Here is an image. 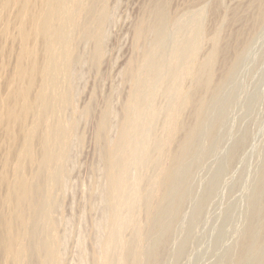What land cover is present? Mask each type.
<instances>
[{
	"label": "rangeland",
	"instance_id": "obj_1",
	"mask_svg": "<svg viewBox=\"0 0 264 264\" xmlns=\"http://www.w3.org/2000/svg\"><path fill=\"white\" fill-rule=\"evenodd\" d=\"M157 4L164 8L166 18L158 25L154 23ZM218 4L220 9L214 15L211 9ZM105 5L108 20L103 32L109 37H105L108 40L102 45L105 47L102 62L97 66L88 63L86 54L92 53L95 44L85 42L76 46L83 55L72 76L76 86L72 93H76L73 95L77 103H73L65 117H69L70 123L76 122L77 128L65 171L61 169L67 182H58L60 185L54 189L59 202L52 216L57 221L56 228L46 225L41 230L47 244L60 249L63 264H103L105 258L114 264H119L121 258H127L128 264H264V0H108ZM232 13H237V17H232ZM143 24L148 25L146 35L137 40L138 29ZM199 35L204 37L202 42L198 41L202 38ZM212 54L218 55L213 58ZM145 56L152 60L149 58L147 62ZM9 61L13 66L14 58ZM183 67L185 71L193 69L192 73L200 74V78L188 72L179 77ZM211 70L214 72L209 75ZM131 71L139 75H135L137 79ZM211 76L214 80L207 83ZM138 79L141 84L136 82ZM1 81L0 98L6 92ZM137 86L139 90H135ZM181 90L190 95L184 97ZM133 95H138L140 105L137 98L135 103ZM130 98L133 105H128ZM187 99L191 103L186 107L183 104ZM86 104L93 109L89 116L83 111L88 107ZM141 105L142 110L148 109L142 113H149L153 106L157 114L135 133L124 125L129 124L127 121L134 112H137L135 118L142 111ZM176 114L180 116V130L173 145L161 156L157 149L169 138L167 126L175 122ZM101 123L108 128L113 124V128H106V132ZM121 128L127 135L124 136ZM101 129L107 135L103 139ZM2 131L0 175L4 172L1 153L11 146ZM145 133L151 135L148 140L142 138ZM136 134L143 139L137 143V150L147 146L152 159L131 168L135 163L130 161H133L132 153L126 151L120 155V152L126 150ZM119 140L127 145L124 141L120 145ZM113 150L121 157V167L115 172L117 176L112 177L107 172ZM10 164L12 171L14 162ZM121 170L133 175H128L127 182L131 183L128 191L134 195L136 178L143 175L140 186L143 199L134 202L131 209L120 210L121 207H116L120 204L118 197L111 195L110 185L115 178L123 176ZM157 178L162 179L159 180L162 185ZM2 193H6L4 187H0V199L5 195ZM133 194L127 192V199L132 200ZM3 205L0 200V215L8 208ZM121 226L125 246L113 242L116 246L112 244L109 250L107 243H112L111 235ZM106 250L110 251L109 255ZM46 254L44 260L53 264V254ZM1 263L15 264L0 252Z\"/></svg>",
	"mask_w": 264,
	"mask_h": 264
},
{
	"label": "bare ground",
	"instance_id": "obj_2",
	"mask_svg": "<svg viewBox=\"0 0 264 264\" xmlns=\"http://www.w3.org/2000/svg\"><path fill=\"white\" fill-rule=\"evenodd\" d=\"M106 2H108V0H0V79L3 81V85L6 87L5 88L6 92H4V94H2V97L0 98V128H1L0 130L2 131L4 129L5 134L2 131V135H4V137L6 138V141L11 145V146H9L10 148L8 147L9 149L7 148L8 150L6 152L3 150L4 151L3 154L1 153V156H3V158L2 157L1 158H2L3 165H4V172L2 173V175H0L1 176L0 177V187H4L6 189V193H4L5 195L2 193V195H4V196L1 197L0 200H1L2 205L4 204L5 207L8 206V208H5V209H7V211H5L4 213H2L0 215V252H2V254H5L7 257H9V261L12 260V262L15 264H49V262L47 263L44 260V258L48 256L46 253L53 254V256H54V260H53L54 263L53 264H63L62 259H61V255H60L62 252L60 251V249L55 250L56 248L53 249L51 247L52 245L49 246V244H47L49 242H47L45 240V237L43 236V233L41 230H42V227H44L46 225L54 226L57 223V221H54V219L52 217L53 212H54L53 210L55 208H57L58 204H59L57 197H55L54 189H56L55 187L60 185V184H58V182L62 181V183H63L67 179V178H65L66 177L65 174H61V169L64 170L63 169L64 165L68 161L69 156H70L69 150L71 148V144H73L72 140L75 139L74 136H75V132H76V128H77L76 122L70 123L68 120L69 117L66 119L65 115L67 116L66 112H68L70 109H72L73 103L75 102L74 100L76 98V97H74L76 93L73 92V93H75L74 95L72 93V91L74 89L73 87H76V86H73V78H72V76L74 75L73 74L74 68H75L77 63H79V62L81 63L80 60H83V59H81V58H83V57H81L83 55H80V53L78 52V49H76V46L78 47L80 45L79 43H85V42H90V43L95 44L96 48L92 51V53L86 54V55H88V58H87L88 63H90L89 65H93V66L96 65L97 66L102 62L103 57L105 55L104 49H103L105 47H102V45H103L104 40L107 37H109L107 35L108 33L106 34L107 37L105 36L106 31L103 30L104 29L103 26L106 25L105 22L107 23L106 18L108 17L106 15V10H107V6L105 5ZM156 3L161 5L160 2H156ZM158 4H157V6L155 5V8L157 7L156 9H154L155 13L153 12L154 15L156 16L154 23H156L157 25H158V23L160 24L164 19H166L164 17L165 12H163L164 8L160 7V5H158ZM220 6L221 5H219V4L214 6L211 9L213 11L212 14H214V15L217 14V11L220 9ZM161 8H163V9H161ZM263 8L264 7H262V10H264ZM259 10H260V8H259ZM236 11L238 12V10H236ZM107 13H108V11H107ZM260 13L261 12H259V15L262 16L263 14H260ZM236 14L237 13H234V14L232 13V15H233L232 17H234V15L237 17ZM238 16H240V15H238ZM236 17L233 18V19H235L234 20L235 22H236ZM242 17L243 16H241V18ZM238 19L240 20L239 17H238ZM107 20H108V18H107ZM110 20H112V19H110ZM147 24H143L141 28L139 27L140 30L138 29L139 32L137 33L138 34L137 40L141 39L142 37H144L146 35V32H147L146 28L148 26ZM150 24H152V23H150ZM203 26L204 25H200V27H202V29H205ZM196 27H198V26H196ZM199 28H198V30H199ZM202 29H201V33H203ZM103 31H105V32H103ZM148 31H150V30H148ZM199 36L202 37L201 35H199ZM199 36H198V38H199ZM203 36H204V34H203ZM217 37H218V39H220L219 36H217ZM200 39L201 40L198 39V41L202 42L204 37H202ZM216 39H215V41H216ZM106 40H108V39H106ZM219 41H218V43H219ZM160 43H161V41H160ZM89 45H91V44H89ZM174 52L176 53L177 49H175ZM173 53H171V54L173 55ZM217 53H219V52H217ZM150 54H152V53H150ZM194 54L196 55V53H194ZM217 55L212 54V57L215 58ZM146 56L144 59L147 60V62H148V59L150 57H146ZM11 57H13L15 60L12 63V65L14 64L13 66L10 65V61H9V59H11ZM85 57H87V56H85ZM151 57L155 58L154 56H151ZM175 57H176V55H175ZM212 57H210V59ZM213 58L211 61H214ZM85 59H84V61H87ZM143 62H144V60H143ZM143 62H141V64ZM207 63H209V62H207ZM142 65L144 66V63ZM145 66H147V63ZM148 68H149V66H148ZM204 69H203V72H204ZM132 70L135 72L134 69H132ZM190 70L191 69L187 68L185 71V68H184L182 71H180L181 73L179 74V77L183 76V74H185V72L191 73V75H193V76L195 75L196 77H198V75H200V74L196 75L197 73L196 74L192 73L193 69L191 71ZM133 71H131V74H132L133 78L137 79L136 76H139V75L135 74L136 75L135 76ZM136 71H137V69H136ZM148 71H150V70H148ZM148 71H147V75H148ZM211 72H214V71L211 70L209 72V75L211 74ZM127 73H129V72L127 71ZM137 74H140L139 71ZM209 75H207V77ZM212 75H214V77H215V73ZM75 76H77V75H75ZM140 76H141V74H140ZM128 77H129V79L131 78L130 74L128 75ZM214 77H212V76L209 77L207 79V83H208V81H211L210 83H212V79ZM199 78H200V76L198 77V79ZM140 79L144 80V78H140ZM140 79H138V81H136V82L140 83V81H139ZM180 80H181V78H180ZM79 81H80V79H79ZM135 84H137V83H135ZM175 85H176V83H175ZM136 89L139 90L138 86H137V88H135V90ZM176 89H178V88H176ZM141 91L139 92V94L141 93ZM182 92L184 93V90ZM184 94H185L184 97H186V95L188 96L189 93L188 94L184 93ZM142 95L143 94H141L140 96H142ZM133 96H134L133 99L135 101V99L138 97V95H133ZM146 96H147V94H146ZM92 98H94V97H92ZM189 98H191V97H189ZM133 99H131L132 101L130 100V102L128 101V103H129L128 105L134 104ZM188 99L186 102L184 101V104H183L186 107L189 106V103L192 102L191 101L192 98L190 99L191 102H189ZM137 100H139V99L137 98ZM142 101H143V99H142ZM75 103H77V102H75ZM135 103H138V102L135 101ZM185 103H187L188 105H186ZM139 105H140V100H139ZM183 105H182V107H183ZM87 106L88 107L85 108V110H83L85 113V116L91 115L92 110H93L91 105L90 106L87 105ZM136 107H138V106L136 105ZM141 107H142V105L139 106V108H141ZM152 107L151 108L148 107L150 111L147 114L142 113V112H145L146 109L142 110V108H141L142 111L140 110L141 112L139 113V110H138L139 114L135 118H134V116L137 114V112H134L135 114H133L134 116L131 118L133 120H131V119H130L131 121L128 120L127 122H129V124L125 123L124 126L127 125L129 130L131 129V130H133V132L138 133L140 130V127L142 128L143 127L142 125L146 121L148 122V120L151 122V120L154 119L155 115L157 114V111L155 110L156 108H154V107L152 108ZM109 109H111V108H109ZM125 110H126V105H125ZM110 111H112V110H110ZM132 111H133V109H132ZM132 111H130L127 114H130ZM179 115H181V113ZM179 115L176 114V116H174L175 122H173L172 125L169 124L171 119L168 122L169 126H167L168 127L167 129L170 131V136L163 143V146L160 145V147H158V149H157V151H159L158 154L160 153L161 156L165 155L167 153L166 152L167 147L171 146V144L174 142L175 134L180 130V127L178 125V121L180 120ZM82 117H83V115H82ZM110 119H111V117H110ZM105 121H107V120H105ZM87 125H88V123H87ZM101 126L105 127V124L103 125V123H101ZM111 126L113 128V124ZM124 126H122V128ZM99 127H100V125H99ZM106 128H108V127L106 126L105 129ZM109 128H110V126H109ZM112 128H110V129H112ZM114 128H115V126H114ZM125 128H123V129L125 130ZM105 129H101V130H103V132H101L103 136L100 137L102 139H103V137L107 136L106 134H104ZM124 130H123V132H124ZM106 132H107V129H106ZM107 134H109V133H107ZM123 134H124V136H125V134L127 135L126 131ZM104 135H106V136H104ZM132 135H134V133H132ZM136 135L134 137H137V138H134L130 135V137H132L133 139L131 138V140L128 142V145L126 144L127 136L124 137L126 139L125 140L126 142L124 140H122V141H124L125 144L127 145L125 148L126 150L125 151L123 150L122 152H120V155H125L126 151L132 153L131 155H133V156H131V157H133V161H132L131 157H129V154L127 152V154H128L127 157H129L131 159L130 161L135 162L133 164L131 163L132 164L131 168H132V166H134V164L138 165V163H140V162L151 161V159H152L150 154H149V150L147 149L148 148L147 146H145V148L142 151H138L137 147H136L137 143H139V141H141L140 139L143 138V139L148 140L150 138L149 137L150 133H148V134L145 133V136H143L142 138H139V136H140L139 134H136ZM141 136H142V134H141ZM72 137H74V138L72 139ZM120 137H121V132H120ZM128 137H129V135H128ZM118 139H120V138H118ZM6 141H4V142H6ZM107 141H108V139H107ZM112 141L110 140V142H112ZM122 141L120 142V140H119L120 145L122 143H124ZM76 142H77V140H76ZM6 143H3V146ZM112 143H109V144H111L110 147L112 146ZM76 145H78V144H76ZM138 145H140V144H138ZM141 145H140V147H143V145L142 146ZM57 146L59 147L58 149H57ZM115 147H114V149H115ZM140 147H139V150H140ZM107 150H109V152L111 151L110 149H107ZM115 150L112 151L111 155L108 154V156L109 155L111 156V157H109L111 159H109L110 160V163H109L110 168H109V172H107V173H110L112 177L114 175L118 174V173L115 174V172H117L121 167V160H120L121 157L119 156V153H117L118 150H116L117 152ZM106 153H108V152H106ZM151 153L153 154V152H151ZM171 155H172V153H171ZM129 158H127V160ZM122 159H125V158L122 157ZM170 159H171V157H170ZM74 160H75V157H74ZM11 161L14 162V167H13L12 171H11L12 167H9V165H11L10 164ZM127 162H129V161H127ZM109 165H108V167H109ZM129 165H130V163H129ZM129 165H127V166L130 167ZM11 166H13V164ZM125 169L123 170L124 172H125ZM107 170H108V168H107ZM127 171H126V173L122 172V170L119 171V172H122L123 176L121 177L120 176L121 174L118 175L120 177L115 178L114 182H112V185H110L111 195L115 196V198L118 197V199H119L120 204H119V206H118V204H116L117 205L116 207H121L120 210L123 208H126V207L131 209V207L134 205V202L139 203L143 199V190L140 187L143 175H142V177L136 176L137 177L136 179H138V180H137V186L135 187L136 191L134 192L135 193V195H134L133 192L131 193L130 191H128V190H130V187H131L130 184L131 183L129 182L130 183L129 184L127 182L128 181L127 180L128 175H130L129 172L131 173L133 171L129 170L128 173H127ZM134 173L136 174L135 171H134ZM140 173H141V171H140ZM131 175L129 177H131ZM144 175H147V174H144ZM109 179H111V178L109 177ZM151 179H153V178H151ZM159 180H160V178H157V181H159ZM160 181H162V179ZM160 181L158 182V184L160 183L162 185V183ZM129 185H130V187H129ZM127 192H129V194L134 195L132 197V200L127 199V197H126ZM109 194L110 193H108V195ZM153 194H154V191H153ZM118 199H117V201H118ZM145 202H147V201H145ZM145 206H146V204H145ZM135 207H136V205H135ZM133 208H134V206H133ZM134 214H135V212H134ZM114 215L112 217H114ZM125 216H127V215H125ZM114 218H116V217H114ZM116 219H118V218H116ZM125 219L127 221L128 218L125 217ZM65 221H67V220H65ZM130 223H132V222H130ZM120 224H122V223H120ZM18 227H19V229H18ZM54 227L56 228V226H54ZM121 229H122V226L118 229L119 230L118 232L116 231L118 234L114 233L111 235L112 236V241H111L112 243L111 244L109 242L108 243L106 242L107 245L109 244L107 246V248L109 250L113 246L112 245V244H114L113 242H116V243L119 242L121 245H123L126 242V241L124 242V239H123L124 237L122 238V235L124 233L122 235L120 234V232H122ZM124 229H125V227H124ZM43 231H44V228H43ZM139 232H140V230H139ZM54 237H56V236H54ZM50 243H51V241H50ZM64 245H65V243H64ZM114 245L116 246V244H114ZM126 245H127V243H126ZM115 246L113 247V250H115L114 249ZM124 246H125V244H124ZM127 248L129 249V247H127ZM117 249H118V247H117ZM128 249H127V251H128ZM113 250H111V251H113ZM106 251H108V250H106ZM109 252L110 251H108V255H109ZM113 253L115 254V251ZM110 254L112 255V253H110ZM124 254H126V256H127V252ZM108 255H106V256H108ZM128 255H130V254H128ZM110 256H108V257H110ZM121 256L124 257V255H122V252H121ZM104 260L105 261L103 262V264H114L113 260L112 261L110 260L113 263L108 261V258H105ZM127 260H128L127 258H121V259H119V264H128ZM116 262H118V261H116ZM3 263H6V262H3Z\"/></svg>",
	"mask_w": 264,
	"mask_h": 264
}]
</instances>
